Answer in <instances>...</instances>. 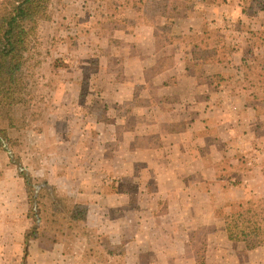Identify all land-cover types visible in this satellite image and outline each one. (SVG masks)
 Instances as JSON below:
<instances>
[{"label": "crops", "instance_id": "obj_1", "mask_svg": "<svg viewBox=\"0 0 264 264\" xmlns=\"http://www.w3.org/2000/svg\"><path fill=\"white\" fill-rule=\"evenodd\" d=\"M133 1L147 0H98L102 9L105 2L109 5L103 13L99 8L95 17L85 12L87 4L79 0L83 9L79 12L84 14L70 17L85 22L82 29L78 27L72 51L78 74L54 94L55 108L47 122L48 145H43L46 156L35 165L29 154L23 161L42 186L61 188L75 203L88 207L90 234L67 239L56 233L54 225H41L39 237L31 238V191L11 162L0 161V264H70L69 260L90 264V259L100 258L109 259H102L103 264H111L112 256H126L138 264L148 255L155 260L158 234L151 231L159 227L128 225L129 208L142 215H138V223H146L143 215L159 213L155 206L171 209L181 204L192 207L201 225L206 221L201 209L205 202L201 201H206L207 193L218 194L208 191L209 185L223 193L227 190L221 188L233 184L243 189L245 185L258 187L256 181L263 184L264 87L252 88L246 79L248 67L242 59L253 60L254 49L240 50L239 36L229 31L228 19L237 10L229 12L228 4L220 0H160L169 8L178 7L170 28L164 31L146 23ZM244 2L248 6L241 14L248 20L252 8L249 1ZM114 3H119L120 11L113 8ZM125 5L134 15L122 10ZM261 13L264 10L259 8L252 15ZM123 18L126 22H120ZM164 21L166 18L159 19L160 24ZM108 22L112 23L109 34L105 30ZM262 28L261 32L264 25ZM90 37L98 40L89 48ZM251 37L248 40L254 46L260 35L252 32ZM203 50L208 55L201 56ZM96 52L98 59L89 62L88 53ZM94 65L97 73L93 79L80 77ZM81 79L89 86L94 82L104 87L97 100L89 92L79 91ZM245 143L248 156H240ZM256 149L263 154L252 160ZM233 152L236 159L249 158L252 169L243 168L246 172L237 174L242 175L237 183L232 182L234 174L221 171L216 176V171L218 178L212 182L205 166L230 164L225 160ZM151 183L165 186L167 201L154 202L162 190L151 189ZM168 209L165 214L170 225L175 213ZM148 218L150 222L155 219ZM137 238L145 241L143 246L148 244L150 253L141 250ZM108 242L121 248L115 254L102 253V243ZM81 244L86 247L83 251ZM89 244L92 250L103 248L102 252L86 251ZM170 249H166L168 260ZM179 254L178 259H171H183Z\"/></svg>", "mask_w": 264, "mask_h": 264}, {"label": "trees", "instance_id": "obj_2", "mask_svg": "<svg viewBox=\"0 0 264 264\" xmlns=\"http://www.w3.org/2000/svg\"><path fill=\"white\" fill-rule=\"evenodd\" d=\"M56 1L0 0V157L6 155L10 159L31 191V238L39 237L41 225H54L58 235L75 239L90 234L88 207L75 203L61 188L42 186L33 176L31 167L24 165L21 157H16L18 152L29 154L35 165L46 156L43 145H48V115L57 89L55 73L64 63L61 57L52 55L58 40L57 25L51 24L49 30L43 26L49 12L54 8L58 10ZM161 2L133 1L132 5L143 13L146 23L168 31L178 7L169 8L167 3ZM254 3V12L258 8L264 10V0ZM158 12L166 18L162 24ZM122 21L126 22V18ZM259 35L264 42V31ZM208 52L203 50L201 56ZM195 55L198 56L197 52ZM262 59L260 56H254L250 62L242 59L248 67L246 79L252 88L264 87ZM225 220L229 240L255 249L264 226V201L248 200L241 204L239 211L227 213ZM102 245L105 247L102 253L108 254H115L121 248L110 242ZM197 264H206V260H198Z\"/></svg>", "mask_w": 264, "mask_h": 264}, {"label": "rangeland", "instance_id": "obj_3", "mask_svg": "<svg viewBox=\"0 0 264 264\" xmlns=\"http://www.w3.org/2000/svg\"><path fill=\"white\" fill-rule=\"evenodd\" d=\"M169 1L171 2V0ZM207 1L214 3L213 0H207ZM220 1L221 2L225 1L228 4L229 12L232 11L233 9L237 10V12L233 10L236 16L233 17L232 20L228 19V22H230L229 31L234 30L235 34L239 36L236 39H237V43L240 46V50L243 49L245 51V49H247V47L249 46L250 49L251 48L254 49V56H260L261 59L262 58L264 59V46L261 47L264 43L260 39H258V43L256 42V44H254L253 46L252 41L248 40V39H252L251 37L252 32L260 33L264 25V13H261L260 15L258 14V16L252 15L253 12L252 9L254 8L253 6L256 7V4L254 3L255 0H246L249 1V4L252 6V9L249 11L250 13L248 12L249 14H247L249 17L248 20L244 13L241 14L242 9L248 6V5L245 6V2H244L245 0H231L232 2H228L230 0H220ZM56 2L59 3L58 10L54 8L51 10V12H49L48 16L43 20V22H45L43 26L45 29L49 30L50 25L53 24V25H57V29H58V40L56 42L55 47L53 48V53H52V55L55 57H61L62 61L64 62L62 63V67H60L57 70V73H55V78L58 81L57 83L58 88L56 89L55 93H58L61 92L62 91L61 89L64 87V84H62L63 82L74 79L75 75L78 74L75 67L76 55L72 51L74 49L73 47L77 42L76 37H79V35L76 33L78 27L80 26V29H82L85 22L73 21L72 19H70L71 15L79 12V9L83 10L82 7L77 4L79 3V0H57ZM83 2H86L87 4L86 6L87 8L85 12H87L88 15L95 17L97 13H100V10H102V13L107 11L106 8L109 5L108 3L105 2L104 3L105 8L102 9V7L99 6L101 4L98 3V0H81L80 3ZM113 2H116V0H113ZM116 5H119V3H114L113 8L116 9L117 11H120L119 8L117 9L118 6ZM127 7L128 6L125 5L122 8V10L123 11L125 10V13L131 11L132 13L130 14L129 12V14L131 16L134 15V11L132 10L126 11ZM99 8L101 9L98 11ZM60 9H62L61 12L59 11ZM257 10H259V8ZM79 13L84 14L83 12H79ZM158 16H159V12L157 14V17ZM107 19L108 18L105 17V21ZM90 24L93 26L94 22H90ZM106 25H109L105 27L106 32H108L107 34H109V32L111 31L110 26L112 25V23L108 22V24ZM94 29L96 31H99V29L96 26ZM81 35H82V39H84L85 34L81 33ZM213 38H215V36ZM87 39L89 40V41L87 40V44H88L87 46H89V48L91 45L95 44L96 40H98L95 37L93 38L90 37ZM225 39L231 41V38H225ZM107 40L108 39L105 40V45L107 44ZM97 54L98 52L91 55L88 53L87 56L89 62L91 60L98 59V57L96 56ZM247 60L252 61L250 58H247ZM86 61L87 60H85V62ZM94 63L96 64V62ZM259 63L260 61H258V64ZM244 64H246V62H244ZM94 67L95 65L91 66V69L88 72L87 70H85L83 75L81 74L80 77L83 79L86 78L93 79V73L94 74L97 73L96 67L95 68ZM101 76L102 75H99L100 78ZM92 85L93 86H89L83 83L81 79L79 85V91L81 92L82 90L83 92H89L90 97L92 95V97H94V99L97 100V97H100L99 93L101 94V92H103L104 87L103 86L99 87L98 85L96 86L94 82H92ZM70 90L74 91L72 89ZM234 104L237 105V103ZM54 108L55 105L53 103L52 107L50 108V111L54 110ZM262 108H264V106ZM99 111L102 110L99 109ZM246 143L244 145L245 147L244 151L238 153L240 156L241 155L245 156V154L248 156ZM234 154L229 155L225 160L226 163H230V164H223L222 167L221 166L219 167V165L205 166L206 168H209L208 170H210L207 173V177H209V179H211L212 182L218 178L216 176H219L221 171L222 172L227 171L224 172V175L234 174V177L236 178L233 179L232 182H236L242 176L237 174L240 173L241 171L243 173L246 172V170L245 169L243 170V168L250 170L252 169V165L248 163V161L250 160L249 158L248 159L246 158V160L243 161V159L241 158L236 159L235 156H237V154L236 153ZM260 154H263L262 151L260 152V150L258 151V149H256L251 159L253 160V158L256 155H260ZM16 157H21L22 161L26 160V154H22L21 152L16 153ZM0 161H5V163L11 162L6 155L0 157ZM216 171L217 174L215 176L214 173ZM146 175L149 176L148 172L146 173ZM113 182L115 181H111V183ZM209 182L210 181L207 182V186ZM154 183H151L150 186L151 189L154 190L158 188V192L162 190V194H160V197L157 200H154V202L160 201L162 203L163 201H167L168 198H166L167 197L166 194H163L165 192V186L155 185ZM255 183L258 187L253 186L254 189L249 185H245L246 189H243L242 187H238L237 185L234 184L231 187H229V189L227 187L221 188L220 186H218L219 189L221 188L222 190H227L224 191L223 193H219L217 188L215 187L213 188L212 187L213 185H209L208 191L212 192L214 190H217L219 196L218 194L216 195V192H212L213 196L210 195V193H207L206 201L203 200L201 201V203L205 202L201 205L202 207L201 209L203 211L206 220L204 221V223L203 222L200 223L201 225H198L196 221L197 216L192 211V207L187 208L184 205L182 206L181 204L178 205L176 204L174 208L171 209H168V205H166V208H163L164 206L161 205L157 207L155 206L154 211L156 212V210H158L160 214L163 211L164 212L163 215H161V217H159V213L158 214L155 213L151 215L150 214L143 215L144 220L147 221L146 223H142V222L138 223L137 222L138 215H140V217H142V215L137 214L136 211L130 210L131 208H129L126 214L128 218L127 221L128 225H158L159 227L158 231H151L153 234H158L157 243L155 246V248H158L159 250L158 256L154 260V257H150L148 255V257L140 261L138 264H197V261L202 259L206 260V264H264V226L261 229L259 235V242H260V244L258 245L259 249H255V250L247 249L245 244L242 242L229 240L226 233L225 215L227 213L229 212L233 213L239 211L241 209V204L248 200L264 201V177H263V184L258 183L257 181ZM222 201L223 204H221ZM167 209L170 210L172 213H175V215H172L173 217L170 219L171 221L170 225L169 222L166 220L167 216L165 212ZM148 216L149 217L153 216V218L155 219H151L150 222ZM31 225H33L32 218H31ZM137 239H138V243L141 244V248H143L141 250L143 251L147 250L148 253H150V250L148 249L149 248L148 244L143 246L142 243H144L145 241H143L141 238H137ZM81 245H82L81 250L83 251V249H85L86 247L83 244ZM169 246L171 248L169 252L170 254H172L171 258L174 257V259H178L177 254L180 253L179 255H182L181 257H183V259L174 261L173 259L170 258L168 260L166 249H168ZM89 247H90L89 249L88 248L86 249V251L88 252L89 250L92 252H102L103 249V248L102 249L97 248V250H92L93 247L91 244H89ZM155 248H153V250H155ZM102 259L107 261L109 260L106 258H102ZM102 259L101 258L96 260L90 259L89 261H91V263L90 262L89 263L103 264ZM68 262H70V264H73L72 263L73 260H69ZM123 262L125 264H134V260L132 259L126 260V256L123 257L112 256L111 258V264H121ZM64 263L69 264L66 261Z\"/></svg>", "mask_w": 264, "mask_h": 264}]
</instances>
